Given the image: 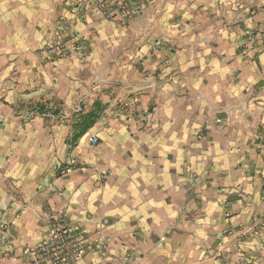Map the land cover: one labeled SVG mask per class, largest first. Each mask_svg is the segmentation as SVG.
<instances>
[{
	"label": "crops",
	"instance_id": "1",
	"mask_svg": "<svg viewBox=\"0 0 264 264\" xmlns=\"http://www.w3.org/2000/svg\"><path fill=\"white\" fill-rule=\"evenodd\" d=\"M77 1L0 0V264L61 222L89 233L79 264H264V45L242 55L264 0H146L125 25ZM62 18L85 57L43 62Z\"/></svg>",
	"mask_w": 264,
	"mask_h": 264
},
{
	"label": "built area",
	"instance_id": "2",
	"mask_svg": "<svg viewBox=\"0 0 264 264\" xmlns=\"http://www.w3.org/2000/svg\"><path fill=\"white\" fill-rule=\"evenodd\" d=\"M145 1L82 0L77 2L76 8L78 15L82 18L99 16L125 25L141 10ZM70 26L71 21L62 18L54 37L42 48L41 53L52 59H63L71 55L83 57L85 55V43L78 39H68L67 34ZM78 111L81 112L82 107H79ZM90 141L96 144L98 138L90 137ZM0 228L4 233L12 228L11 222L6 218L1 208ZM247 233L248 231L243 230L241 236L245 237ZM88 240L89 233L86 229L61 222L51 228L49 238L25 251V261L27 264H79L85 254ZM96 246L99 253L105 254L108 250V245L105 242H99ZM221 264H228V261H222Z\"/></svg>",
	"mask_w": 264,
	"mask_h": 264
},
{
	"label": "rangeland",
	"instance_id": "3",
	"mask_svg": "<svg viewBox=\"0 0 264 264\" xmlns=\"http://www.w3.org/2000/svg\"><path fill=\"white\" fill-rule=\"evenodd\" d=\"M78 2V1H77ZM77 5V3H76ZM77 10V8H76ZM80 19L82 20H86L88 18H82L80 15H79ZM70 30V28H69ZM68 30V32H69ZM68 39H76V38H68ZM245 46H246V52L242 51V55L245 57V59L247 61H254L255 59H257L261 53H262V49L260 50H257L256 47H261L264 45V35H263V32L261 31H249L248 34H247V37H246V42L244 43ZM43 48V47H42ZM42 48L40 49V53H39V56L40 58L42 59L43 62H51V61H56L58 60L57 58L55 59H52V58H48L46 57L45 55H43L41 53V50ZM256 48V49H255ZM257 50V51H256ZM73 56V55H71ZM70 57V56H69ZM79 57V56H78ZM85 55L82 57L84 58ZM79 107H81L80 105L79 106H76L75 109H74V112L71 114L72 118L75 119L77 117V115L80 113L78 111ZM83 108V107H82ZM57 109V108H56ZM35 110V109H34ZM40 110H38L37 112H39ZM57 111V110H56ZM36 112V113H37ZM23 118V123L24 124H27L28 121H31L32 119L34 118H31L32 116L30 115H27V113L25 114H22ZM70 116V117H71ZM67 118L65 116V113H60V116H58V113H55L52 114V117H48V120L52 121L54 123V125H57V124H70L71 122H69L70 120H72V118ZM36 118V117H35ZM47 118V117H46Z\"/></svg>",
	"mask_w": 264,
	"mask_h": 264
}]
</instances>
